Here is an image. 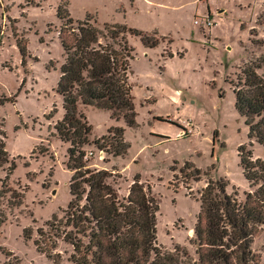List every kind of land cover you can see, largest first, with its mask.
<instances>
[{
    "label": "rangeland",
    "instance_id": "1",
    "mask_svg": "<svg viewBox=\"0 0 264 264\" xmlns=\"http://www.w3.org/2000/svg\"><path fill=\"white\" fill-rule=\"evenodd\" d=\"M60 1L0 0V97L7 99L0 104V120L13 163L10 190L1 207L5 220L0 227V264H52L37 251L34 239L37 229L53 214L61 215L70 200L68 144L54 130L63 116L56 92L62 61ZM62 2L73 20L90 15L99 26L124 24L157 39L156 46L148 48L138 37H127L133 49L128 82L134 125L112 119L109 111L83 108L90 140L118 126L129 144L119 157H105L87 146L88 168L114 169L120 196L136 177L158 204V244L166 249L179 244L194 257L198 192L208 179H224L226 191L236 190L243 199L249 187L237 149L250 147L254 157L264 155L263 147L247 137L233 94L244 64L259 62L264 75V0ZM207 16L216 26L202 27ZM185 162L200 170L198 181L190 172H180ZM13 192L19 201L9 205ZM263 237L254 238L255 250ZM70 253L71 247L62 242L53 250L60 264H72Z\"/></svg>",
    "mask_w": 264,
    "mask_h": 264
},
{
    "label": "trees",
    "instance_id": "2",
    "mask_svg": "<svg viewBox=\"0 0 264 264\" xmlns=\"http://www.w3.org/2000/svg\"><path fill=\"white\" fill-rule=\"evenodd\" d=\"M62 1L57 9L62 61L56 92L61 97L63 116L54 124V130L68 144L65 165L72 172L70 200L61 215L53 214L37 229V251L52 264H60L53 256L57 242L71 247L68 260L72 264H264V237L258 250L252 247L254 238L264 233V155L254 157L250 147L237 149L249 187L243 199L236 190L226 191L224 179H208L198 192L194 257L179 244L171 249L158 244V204L136 177L126 195L120 196L114 169L88 168L87 146H94L105 157H119L125 155L129 144L124 140V129L118 126L90 140L83 108L103 109L110 112L112 119L123 118L129 126L134 125L128 82L133 49L127 37H138L148 48L156 46L157 39L124 24L99 26L90 15L73 20ZM260 69L259 62L244 64L233 83V94L235 108L244 117L247 137L264 149V75ZM5 100L0 97V104ZM5 139L0 120V227L5 220L1 207L10 190L7 181L13 170ZM183 169L180 172H190L193 180H199L201 172L192 164L185 162ZM11 198L9 205L19 201L15 192ZM43 230L49 244L46 247L41 239Z\"/></svg>",
    "mask_w": 264,
    "mask_h": 264
},
{
    "label": "built area",
    "instance_id": "3",
    "mask_svg": "<svg viewBox=\"0 0 264 264\" xmlns=\"http://www.w3.org/2000/svg\"><path fill=\"white\" fill-rule=\"evenodd\" d=\"M195 23H198V21L195 20ZM213 26H216V21H212L208 16L204 18V24H202V27H208L211 28Z\"/></svg>",
    "mask_w": 264,
    "mask_h": 264
},
{
    "label": "water",
    "instance_id": "4",
    "mask_svg": "<svg viewBox=\"0 0 264 264\" xmlns=\"http://www.w3.org/2000/svg\"><path fill=\"white\" fill-rule=\"evenodd\" d=\"M52 193H54V191Z\"/></svg>",
    "mask_w": 264,
    "mask_h": 264
}]
</instances>
